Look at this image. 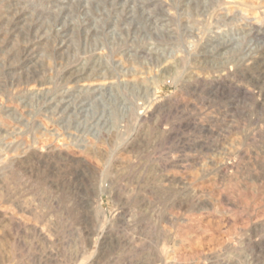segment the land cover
Segmentation results:
<instances>
[{
    "label": "rangeland",
    "instance_id": "rangeland-1",
    "mask_svg": "<svg viewBox=\"0 0 264 264\" xmlns=\"http://www.w3.org/2000/svg\"><path fill=\"white\" fill-rule=\"evenodd\" d=\"M0 264H264V0H0Z\"/></svg>",
    "mask_w": 264,
    "mask_h": 264
}]
</instances>
